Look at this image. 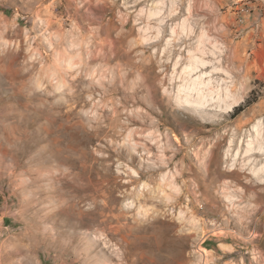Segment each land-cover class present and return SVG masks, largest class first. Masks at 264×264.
Masks as SVG:
<instances>
[{"label":"rangeland","instance_id":"374dc122","mask_svg":"<svg viewBox=\"0 0 264 264\" xmlns=\"http://www.w3.org/2000/svg\"><path fill=\"white\" fill-rule=\"evenodd\" d=\"M257 124L264 0H0V264H264Z\"/></svg>","mask_w":264,"mask_h":264},{"label":"bare ground","instance_id":"6f19581e","mask_svg":"<svg viewBox=\"0 0 264 264\" xmlns=\"http://www.w3.org/2000/svg\"><path fill=\"white\" fill-rule=\"evenodd\" d=\"M155 14H160V12H156V13H152V15ZM186 29H184L185 31ZM189 36V34L187 35V37ZM206 37L207 40H210L211 37L210 36H206L204 35L203 38ZM200 45L204 44V41L201 40ZM192 57L194 58L193 60L194 63H190L191 65L183 68L182 70V75L180 77V79L182 80V85H180L178 87V92L179 95L181 96L180 100H178L179 105L186 108V109H192L193 112H195L198 116H200L201 118H207L206 116H204L203 111L208 110L210 107L212 106H216V109L219 107V109L217 110V112H225L226 110L229 112L232 111L236 106L239 105L240 103V99L239 98H234L232 95V92L230 89H226L223 90L222 88L220 89L219 86H215V82H213L212 80L206 81L207 77H204L205 75H207V73L204 72H200L201 75L200 76H196L197 73H199V69L200 66H205L207 65V61L205 59H200L199 57H196V55H192ZM192 60V62H193ZM196 76V78H194ZM210 79V78H209ZM216 81V80H215ZM218 85V84H216ZM223 93V97H224V101L225 99H232V102L229 103V105L226 104V109L225 108H221V106L217 105L216 103H211L210 102V98L208 99V97H212L213 100L214 99V95H218L221 96V94ZM215 95V96H216ZM222 97V98H223ZM216 101V100H215ZM195 102L198 103V107H195L196 105L194 104ZM217 102V101H216ZM221 102V101H220ZM191 104L194 105V107L191 106ZM203 113V114H202ZM263 128V127H262ZM261 128V125L259 127V125H254L253 126V130L256 133V137L260 140H262V143L259 145V147H254V141L251 139L250 142L248 143V147L246 149V154H249L250 152H253L255 150H260L262 151L264 148V129ZM264 169V167H263ZM253 172L256 175H259V172L256 171V169H252ZM262 174V173H261ZM260 174V176H261ZM263 177V176H261ZM208 251H205L204 253L206 254ZM204 255V254H203ZM205 259L207 258V255H205L204 257Z\"/></svg>","mask_w":264,"mask_h":264}]
</instances>
